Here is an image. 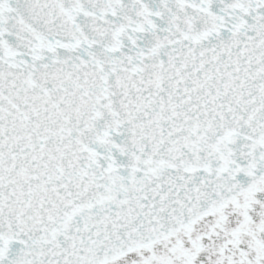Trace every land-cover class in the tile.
I'll return each mask as SVG.
<instances>
[{
    "label": "snow or ice",
    "instance_id": "6c2138e0",
    "mask_svg": "<svg viewBox=\"0 0 264 264\" xmlns=\"http://www.w3.org/2000/svg\"><path fill=\"white\" fill-rule=\"evenodd\" d=\"M0 264H264V0H0Z\"/></svg>",
    "mask_w": 264,
    "mask_h": 264
}]
</instances>
